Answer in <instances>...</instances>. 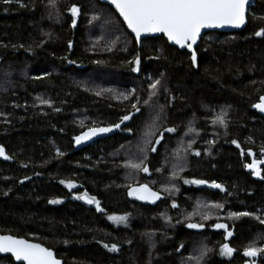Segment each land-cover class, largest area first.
I'll return each instance as SVG.
<instances>
[{"label": "trees", "instance_id": "trees-1", "mask_svg": "<svg viewBox=\"0 0 264 264\" xmlns=\"http://www.w3.org/2000/svg\"><path fill=\"white\" fill-rule=\"evenodd\" d=\"M72 5L79 7L75 27ZM260 28L264 0L250 7L243 31L206 33L193 65L190 53L163 36L138 46L117 13L98 0H55V7L50 0H0V146L11 157H0V234L41 243L64 264H197L205 246L211 251L200 264L252 260L244 248L264 246V224L256 219H264V179L245 167L253 159L248 151L260 159L264 147V115L253 107L264 96V37L254 35ZM137 98L139 112L132 107ZM129 113L136 115L120 133L72 152L74 137L93 122L114 125ZM221 113L226 129L214 123ZM190 124L196 132L188 131ZM169 127L176 131H164ZM145 154L150 174L126 166ZM185 179L216 182L226 191ZM140 184L165 199L130 201L129 188ZM85 193L103 211L75 198ZM215 203L224 207H211ZM244 211L253 215L228 218ZM206 213L211 218L203 220ZM125 214L127 226L108 219ZM189 222L205 226L188 228ZM220 222L235 229L230 241L211 230ZM225 242L235 249L231 257L220 254ZM113 243L119 251L104 247ZM254 259L264 264V254ZM0 264L16 263L0 256Z\"/></svg>", "mask_w": 264, "mask_h": 264}, {"label": "snow or ice", "instance_id": "snow-or-ice-1", "mask_svg": "<svg viewBox=\"0 0 264 264\" xmlns=\"http://www.w3.org/2000/svg\"><path fill=\"white\" fill-rule=\"evenodd\" d=\"M4 3H11L12 0H3ZM50 3L55 7V0H50ZM110 3L114 5L116 11L119 15L123 17V21L127 24V27L135 34V39L137 43H140L142 35L147 34H156L162 33L167 37V40L172 42L175 45H178L180 48H187L191 52V61L193 65L196 64L197 54L193 46L197 43L198 38L200 37L202 29L206 28H218L224 26H231L239 28L246 23V13L248 11L249 0H110ZM72 14V26H76V19L79 15V7L72 5L68 9ZM97 17L93 16V19ZM257 37H264V28H260L254 33ZM69 47H71V42H69ZM72 63V61H69ZM135 66L132 68V71H139L140 57L139 55L134 57ZM161 84V80H156L150 84L152 92L149 94V100L153 95L156 94L157 87ZM135 91V90H133ZM97 95H100L98 92ZM123 95V94H122ZM39 99V97L37 98ZM124 99H128L127 95H124ZM149 100H145L144 103L147 104ZM41 104H47L51 106L52 102L50 100H40ZM140 101L137 98L136 102L132 105L133 109L136 112H139L140 109L137 107ZM253 107L259 109L261 112H264V96L260 97V102L254 104ZM60 111V109H55ZM226 113H221L217 115L214 123H218L225 129L227 128V122L225 119ZM131 118V113L125 114L120 118V123L100 127L96 126L93 122V126L89 127L87 131L82 132L80 135L75 136L74 140L76 144H80L82 141L90 140L92 137L100 134L107 133L112 131L113 128H119L120 124L124 121H127ZM158 119V117H157ZM81 126H84V122L81 121ZM130 131V129H129ZM164 131L173 133L176 131V128L169 127ZM189 132H196L197 130L191 126L188 127ZM148 136L153 135L149 130L147 133ZM163 139V132L160 133L159 138L155 140V144H159L160 140ZM233 144L239 148L240 145L237 141H231ZM145 143H152L151 140H146ZM195 143L194 140L189 142L188 147L191 148V144ZM146 153L147 149H143ZM152 152L156 151V147L151 148ZM262 158L257 159L255 154L248 151V155L252 156L253 159L251 163L245 164V167L250 169L252 174L255 176L264 179V175L261 174L262 169L261 165H264V147L261 148ZM243 155V151L241 152ZM57 155L61 156L59 150H57ZM195 155L199 156V151L195 152ZM0 157H3L5 160L11 159V157L5 154V149L3 146H0ZM147 160V155L143 156L139 162L130 161L126 166L130 167L135 171H141L144 173H149L150 170L148 165L145 163ZM180 171H183V166H179ZM160 171V169H157ZM175 177V172L173 173ZM27 179V177H25ZM61 184H65L69 189L75 186L73 181H60ZM185 184H196L203 185L208 182L205 180H184ZM212 188L220 189L221 191H226L223 185L216 182H212L210 185ZM175 188V185L172 186ZM169 189L166 187L165 191ZM178 191V189H176ZM129 196H135L138 200H144L151 203H155L157 200L161 199L160 193L153 191L147 184H140L137 187H130L128 191ZM76 199H84L88 204H95L97 211H103L100 207V202L96 200L95 197H89L85 193L84 195H78ZM50 203H59L57 200H52ZM172 207H178L175 201L172 202ZM211 207L216 209H221L224 207L221 203H215ZM163 215V214H162ZM189 214L187 217L191 221V216ZM251 212H229L228 218H240L246 216H252ZM210 213L202 215L203 220L210 219ZM108 219L113 221L115 224L120 225L124 224L127 226L128 215H110ZM166 220H170V217L165 216ZM261 224H264V219H261L259 216L256 217ZM203 223H194L189 222L187 224L188 228L193 229H202L204 228ZM217 229H224L225 231V240L233 235V232L229 230L227 224L216 223L213 225ZM65 244L68 242L65 241ZM105 248H108L109 251H119L118 245L113 243L110 246L108 244L104 245ZM182 247V245H181ZM211 251L206 246L201 249L200 255L195 257L197 264L204 259L207 253ZM235 252V249L229 245V243H223L220 245V254L223 256L231 257ZM0 253H11L17 262H22V264H61V261L56 258L53 250L48 247L43 246L39 243L30 242L24 238H18L12 235H0ZM264 254V246H256V244L250 243L243 250V255L245 257L255 258ZM192 259V257H189ZM246 264H257L255 259L246 261Z\"/></svg>", "mask_w": 264, "mask_h": 264}, {"label": "water", "instance_id": "water-1", "mask_svg": "<svg viewBox=\"0 0 264 264\" xmlns=\"http://www.w3.org/2000/svg\"><path fill=\"white\" fill-rule=\"evenodd\" d=\"M98 1H99L100 3H102V4L108 5L109 7H111V8L117 13V15L120 17V19H121L122 22L124 23V25H125L126 29L128 30V32H129V33L134 37V39H135V34L132 33L131 30L127 27V24L123 21V17H121V16L119 15V13H118V11H116L114 5H112V4L110 3V0H98ZM255 2H256V0H249L248 11H247V13H246V23H245L244 25H242L241 27L236 28V27H231V26H224V27H218V28H206V29H202L201 34H200V37H199L198 40H197V43L193 46V48L195 49V51H196L198 45L200 44L202 37H203L206 33H209V32L227 33V32H241V31H243V30L246 28L247 24H248V13H249V9H250V7H251ZM161 36H163V37L165 38V40L169 43L170 46L175 47V48H177V49L180 50V51H187L188 53L191 54L190 50H188L187 48H180L178 45H175V44H173L172 42L168 41V40H167V37L164 36L162 33L142 35L140 43H137V44H138V46H141V43L143 42L144 39H146V38L161 37ZM135 40H136V39H135ZM136 42H137V41H136ZM70 49H71V50L73 49V42H71V47H70ZM258 111H259V113H261V114L264 115V112H261L259 109H258ZM135 115H136V113L131 114V118H130L129 120L124 121L123 123L120 124V127H119V128H113L112 131H110V132H107V133H100V134H98V135L92 137L90 140L82 141L80 144H76V143H75V140H74V149H73L72 152H78V151H81V150H83L84 148H87V147L93 145L94 143H96V142H98V141H100V140H102V139H106V138H109V137H111V136H114L115 134L120 133V132L122 131L123 128H125L126 126H128V125L131 123V121H132V119H133V117H134ZM118 123H120V122H118ZM106 126H110V125H105V126H100V127H106ZM85 131H87V129H86ZM83 132H84V131H83ZM80 134H81V133H80ZM80 134H79V135H80ZM77 136H78V135H77ZM195 185H196V184H195ZM210 185H211V184L207 183V184L198 185V186H200V187H211ZM137 186H139V185H137ZM137 186H133V187H137ZM149 187H150V186H149ZM150 188H151V187H150ZM211 188H212V187H211ZM151 189H152V188H151ZM152 190H153V191H156V190H154V189H152ZM128 191H129V190H128ZM156 192H158V191H156ZM159 193H160V192H159ZM160 196H161V199L157 200L155 203H151V202L144 201V200H138V199L135 198V196H129V195H128V198H129L130 201L135 202V203H138V204H140V205H156V204L160 203L161 201H163V200L165 199V196H164L162 193H160ZM220 223H224V222H220ZM224 224H227V223H224ZM227 225H228V224H227ZM228 227H229V225H228ZM211 230L214 231V232H217V233L222 232V233L225 234L224 229H217V228L213 227ZM229 230L233 232V235H232L231 237H229L226 241H230V240L235 236V229L229 227ZM0 235H10V234H0ZM12 236H14V235H12ZM16 237H17V236H16ZM18 238H21V237H18ZM24 239H25V238H24ZM29 241H30V240H29ZM30 242L38 243V242H34V241H30ZM39 244H41V243H39ZM42 245H43V244H42ZM43 246H45V245H43ZM45 247H46V246H45ZM51 250H52V249H51ZM53 252H54V254L56 255V258L59 259V260L61 261V264H64V261H63L62 259H60V258L57 257V254H56V252H55L54 250H53ZM0 256H11V257L14 259V261H15L16 264H22V262H17V261L15 260V258L11 255V253H0ZM247 258H248V259H254V258H250V257H247Z\"/></svg>", "mask_w": 264, "mask_h": 264}, {"label": "rangeland", "instance_id": "rangeland-1", "mask_svg": "<svg viewBox=\"0 0 264 264\" xmlns=\"http://www.w3.org/2000/svg\"><path fill=\"white\" fill-rule=\"evenodd\" d=\"M120 225H123V226H125L124 224H120ZM223 256V255H222ZM225 257H228V256H225Z\"/></svg>", "mask_w": 264, "mask_h": 264}]
</instances>
